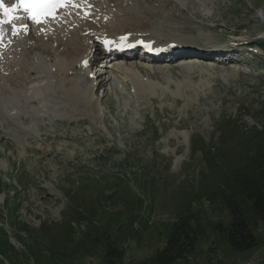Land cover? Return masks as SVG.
<instances>
[{
    "label": "rangeland",
    "instance_id": "374dc122",
    "mask_svg": "<svg viewBox=\"0 0 264 264\" xmlns=\"http://www.w3.org/2000/svg\"><path fill=\"white\" fill-rule=\"evenodd\" d=\"M146 1L125 8L141 11L140 21L126 20L130 29L252 35L262 57L251 58L253 52L234 64L201 59L181 75L162 62L163 78L152 77L157 95L136 97L117 78L84 97L77 112L49 101L64 99L60 93L46 106L33 103L35 89L57 76L31 73L29 63L49 50L30 37L42 49L18 58L29 53L18 47L10 55L18 63L0 73L10 79V93L22 85L27 91L0 112V264H159L157 254L188 215L196 242L174 264H264V222L252 217L256 243L234 248L223 201L264 136V0ZM153 17L163 25L152 27ZM109 68L116 67L102 69L101 79L112 72L133 78Z\"/></svg>",
    "mask_w": 264,
    "mask_h": 264
},
{
    "label": "trees",
    "instance_id": "16d2710c",
    "mask_svg": "<svg viewBox=\"0 0 264 264\" xmlns=\"http://www.w3.org/2000/svg\"><path fill=\"white\" fill-rule=\"evenodd\" d=\"M264 135V133H263ZM245 169L239 172L231 191L223 195L224 204L231 214L230 242L238 250H247L257 241L252 217L264 222V136L257 143ZM192 215L172 229L166 245L156 256L159 264H174L185 256L196 242ZM190 238V241L185 238ZM133 264H152L136 261Z\"/></svg>",
    "mask_w": 264,
    "mask_h": 264
},
{
    "label": "bare ground",
    "instance_id": "6f19581e",
    "mask_svg": "<svg viewBox=\"0 0 264 264\" xmlns=\"http://www.w3.org/2000/svg\"><path fill=\"white\" fill-rule=\"evenodd\" d=\"M157 12H160V11H156V13H154L153 15L155 17H160V16L162 17V15L160 13H157ZM167 17L164 16L163 18L166 19V20H170L169 19L170 16L168 17V19H167ZM156 19L157 18H154L153 17V20H151L152 23H150V24L156 25V23H157ZM47 22H51V21H47ZM51 23L53 24L54 21L51 22ZM51 23L48 26H50ZM64 30L65 29L63 27H61V26H60V28H56L55 30H54V27H50V29H49L50 33L48 34L49 37L46 38L48 40V43L47 44L48 45L50 44V46H51L49 48L50 49V52H51V56L55 60V65L57 66L58 71L61 72L62 74L64 72L68 71L76 63H79L81 61L82 57L85 56V54H82L81 51H79V48H76L75 45L73 46V44H75V43H73L74 41L71 42V40H69V39H67V38L64 37L65 35H67ZM106 32L111 33V30H107ZM252 37H253L252 35H249L248 36L249 39L252 38ZM161 38H164V41H166L167 43H170V42H179L181 40L182 41L191 40V39H188V38H181V37L175 36V35L170 34V33L163 34ZM155 39H157V38H155ZM35 44L36 43H34V44L31 45V47H30L31 50H35V49L38 48V45L37 44L35 45ZM38 44H39V42H38ZM184 55H186V56L188 55L189 57L194 58V56H191V55H189L187 53L186 54H183V56ZM226 56H229V55L226 54L224 57H226ZM184 58L186 59V57H184ZM211 58H212V56L207 57V56L204 55V53L201 54V59H211ZM201 59H200V57H195L194 58V60H200V62H201ZM212 59H214V58H212ZM40 60H41V66L44 68V70H47V68H49V64L45 60L43 61V59H41V58H40ZM182 61H183V59H181V60H179V59L175 60L174 62L170 63L171 65L169 66L168 69L171 70V71H174V72L177 71L178 75H181L182 73L188 72V69H189L188 67L189 66L187 65V63L186 64L184 63V65H183V62ZM217 62L219 64H221L222 61L221 60L220 61L218 60ZM128 63L129 64H133L134 66H131L130 65V66H127V67H121V69L123 70L122 72H125V74L128 75V76H133L132 81H133V83L135 82V85L139 87V90H140L139 94H140V96H141V93L143 95V91H147V90L151 89V84L154 85L152 82H148V80L150 79V78H148V76L151 77V78L152 77L153 78H163L164 68H165L163 65H158V66L155 65V66H153L152 69H149L148 68L149 66L146 67V64H144L142 62H138V61L133 60V61H130V62L128 61ZM26 66H28V65L26 64ZM107 66H108V64L107 65H103L101 68H104V67L108 68V67H111V66H115V64L110 63L109 66L108 67ZM118 67H120V66H118ZM106 68H104V70H106ZM29 69H30V67H29ZM104 70H102L103 72L101 74H104V72H106ZM27 71H29V70H27ZM189 73L190 72H188V74ZM191 75H192V77H195L197 74L195 72L194 73L192 72ZM98 78L101 81H99V83L97 85L94 84L95 83V80H89L88 79V83H90L91 84V87H92L91 88V91L92 92H93V90L94 91L96 90L97 86L99 88V87L104 86V85H107V84H109L111 82V75L106 76L103 79H101V77L99 75ZM77 82H78V80H71L69 83H65V78L63 76H61L60 79H59V81L55 85H51L50 84L48 87H46V89L41 90V91L39 90L38 94L40 96H44L47 90L57 88L58 90L62 91V93L64 94V96H63L64 99H62V101L65 102L66 105L69 104L72 107L71 109L73 111H75V110L78 111L79 110V107H82L83 106V102L85 103V101L82 98V95L84 93L82 92V89H81L80 84H78ZM151 92H154V90H151ZM23 93H24V89H22L20 87H17V89L14 90L13 95H16L17 98L18 97L21 98L23 96ZM145 94L147 95L146 92H145ZM83 96H85V95H83ZM93 97H94V95H93ZM6 98L11 99V100L12 99L14 100V97H12L11 95H6ZM11 100L8 101L5 104L6 106L3 105L2 110H0V112H4V109H7L8 104H9V102H11ZM71 116H73V115H71ZM73 117H72V119H73ZM184 125L185 124H181V126H184Z\"/></svg>",
    "mask_w": 264,
    "mask_h": 264
},
{
    "label": "snow or ice",
    "instance_id": "6c2138e0",
    "mask_svg": "<svg viewBox=\"0 0 264 264\" xmlns=\"http://www.w3.org/2000/svg\"><path fill=\"white\" fill-rule=\"evenodd\" d=\"M68 6V0H14L11 4L0 0V41L4 36V26L11 25L12 35H17L19 30H26L27 25H18L15 21L21 17L18 15L21 11L25 13L28 19L40 24L45 19L54 18L56 10ZM79 6V5H73ZM122 40L126 37H121ZM107 43V41H106ZM144 43V41H140ZM85 65L87 61H84Z\"/></svg>",
    "mask_w": 264,
    "mask_h": 264
}]
</instances>
